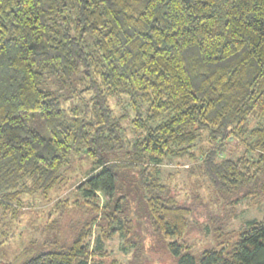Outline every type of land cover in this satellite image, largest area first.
<instances>
[{
  "label": "trees",
  "instance_id": "1",
  "mask_svg": "<svg viewBox=\"0 0 264 264\" xmlns=\"http://www.w3.org/2000/svg\"><path fill=\"white\" fill-rule=\"evenodd\" d=\"M81 148L96 166L76 202L92 216L21 264L104 261L117 235L134 245L123 168L180 264H264V216L214 229L194 255V207L160 176L186 160L187 177L233 208L264 197V0H0L1 205L47 193Z\"/></svg>",
  "mask_w": 264,
  "mask_h": 264
},
{
  "label": "rangeland",
  "instance_id": "2",
  "mask_svg": "<svg viewBox=\"0 0 264 264\" xmlns=\"http://www.w3.org/2000/svg\"><path fill=\"white\" fill-rule=\"evenodd\" d=\"M72 104L81 106L83 103L80 100ZM114 108L117 112L124 110L122 105H114ZM110 155L120 157L116 153ZM191 164L186 160L166 161L160 167V176L165 179L168 173H173L174 192L181 201L194 207L186 237L190 251L198 255L204 247L214 243V229L236 234L247 220L263 217L264 197L256 203L244 200L233 208L225 201L217 200L216 194H209L200 188L195 178L187 177ZM95 166L86 149L81 148L71 155L69 164L60 172L59 182L47 193L23 194L19 200L12 201L11 209H5L0 203V264H21L35 254L55 250L58 244L72 242L75 230L88 216H92L90 208L76 201L84 198L77 186L92 173ZM123 170L125 168L118 171L117 186L128 194V210L135 216L131 241L134 245L124 243L119 235L114 236L105 245L109 252L105 260L95 259L92 264H112L113 260L120 264H180L181 259L170 251L168 241L153 234L149 228L146 198L140 187L131 183L132 179L137 178V172L131 173L129 170L122 173ZM192 192L202 196L195 198ZM58 198H68L74 203H65L62 210L58 206Z\"/></svg>",
  "mask_w": 264,
  "mask_h": 264
}]
</instances>
